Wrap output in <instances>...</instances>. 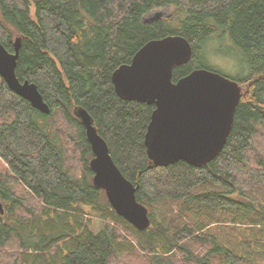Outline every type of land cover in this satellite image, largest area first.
Masks as SVG:
<instances>
[{
  "label": "trees",
  "instance_id": "1",
  "mask_svg": "<svg viewBox=\"0 0 264 264\" xmlns=\"http://www.w3.org/2000/svg\"><path fill=\"white\" fill-rule=\"evenodd\" d=\"M158 9L162 15L147 17ZM227 36L244 74L231 130L209 162L157 165L145 134L154 104L121 97L112 76L146 44L183 38L172 82L205 66ZM42 113L0 76V264H264V0H0V43ZM87 112L147 209L142 231L92 183L75 110ZM97 218L101 229L93 232Z\"/></svg>",
  "mask_w": 264,
  "mask_h": 264
},
{
  "label": "water",
  "instance_id": "2",
  "mask_svg": "<svg viewBox=\"0 0 264 264\" xmlns=\"http://www.w3.org/2000/svg\"><path fill=\"white\" fill-rule=\"evenodd\" d=\"M190 56V45L183 38L153 41L139 49L130 64L119 67L112 76L121 97L155 105L144 142L148 156L157 165L180 160L192 166L209 162L223 148L232 127L241 92L236 81L216 71L197 68L172 82L173 67ZM17 57V42L13 52H8L0 43V76L33 108L48 113L49 108L36 85L17 79ZM75 114L85 127L93 154L90 161L93 185L104 191L118 216L135 229L144 230L149 218L147 209L135 199V187L114 164L87 112L77 108Z\"/></svg>",
  "mask_w": 264,
  "mask_h": 264
},
{
  "label": "rangeland",
  "instance_id": "3",
  "mask_svg": "<svg viewBox=\"0 0 264 264\" xmlns=\"http://www.w3.org/2000/svg\"><path fill=\"white\" fill-rule=\"evenodd\" d=\"M166 12V9H158L148 14L147 17H152L156 14L162 15ZM206 51L205 59L203 60L205 66L213 67L218 73L226 77H235L245 73L239 55L236 54L235 48L227 36L223 38L214 37L209 40ZM102 225L103 222L101 220L93 218L90 222V229L93 232H97ZM261 249L264 250V246L261 245Z\"/></svg>",
  "mask_w": 264,
  "mask_h": 264
},
{
  "label": "bare ground",
  "instance_id": "4",
  "mask_svg": "<svg viewBox=\"0 0 264 264\" xmlns=\"http://www.w3.org/2000/svg\"><path fill=\"white\" fill-rule=\"evenodd\" d=\"M93 158V157H92Z\"/></svg>",
  "mask_w": 264,
  "mask_h": 264
}]
</instances>
